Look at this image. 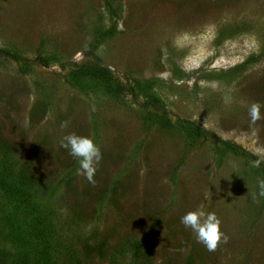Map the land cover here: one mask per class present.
Listing matches in <instances>:
<instances>
[{"label":"rangeland","instance_id":"rangeland-1","mask_svg":"<svg viewBox=\"0 0 264 264\" xmlns=\"http://www.w3.org/2000/svg\"><path fill=\"white\" fill-rule=\"evenodd\" d=\"M0 49L24 58L0 53V264H77L71 244L109 264L85 237L143 241L148 264H264V0H0ZM71 132L101 149L94 183ZM201 206L229 238L214 252L181 223Z\"/></svg>","mask_w":264,"mask_h":264},{"label":"clouds","instance_id":"clouds-1","mask_svg":"<svg viewBox=\"0 0 264 264\" xmlns=\"http://www.w3.org/2000/svg\"><path fill=\"white\" fill-rule=\"evenodd\" d=\"M264 107L259 102H253L248 109L250 121L255 123L264 116L261 115V108ZM69 122H62L61 127L67 128ZM60 146L69 151V154L78 160L79 167L77 175L85 177L90 183H94V176L97 167L102 160V152L91 136L79 135L75 132L63 135ZM262 161H253L254 167H260ZM261 189L260 195L264 196V179L258 180ZM181 223L192 230L198 243L203 244L209 252H214L222 243H227L228 236L222 230V221L215 212H206L201 206L195 210L188 211L181 217Z\"/></svg>","mask_w":264,"mask_h":264},{"label":"trees","instance_id":"trees-1","mask_svg":"<svg viewBox=\"0 0 264 264\" xmlns=\"http://www.w3.org/2000/svg\"><path fill=\"white\" fill-rule=\"evenodd\" d=\"M106 3H107V10L110 14V18L113 19L114 22L109 28L100 30V33L98 34V37L100 40L113 36L116 32V29H117L116 28L117 22H118L117 18L119 15L117 14L116 9L113 7V5L111 4L110 1H107ZM0 53L8 55L11 58H14L16 60H24L23 57H21L17 54H14V53L10 52L9 50H6V49H0ZM41 60L45 61L43 58H41ZM103 70L107 73L111 72L110 71L111 69H109L108 67H104ZM129 89H130V91L133 90L132 87H130ZM148 102L151 104H154L156 106H159L160 108L164 107L163 105L158 103V100L155 97L150 98L148 100ZM166 110L162 109V111H166ZM179 121L182 122L184 125L188 126V128L191 130L192 134L211 136V137L218 139L219 141L221 140L220 137L217 136L215 133L208 131L207 129H205L204 127L200 126L199 124H197L195 122H192L189 120H182V119H179ZM221 141L224 142L227 146H229L232 150L236 151L237 153L245 155L246 157H249V158L256 159L252 153L248 152L247 150L242 148L240 145L233 143L231 141H225V140H221ZM4 156L5 155H3V160L0 164H3L5 166L6 161H8V160ZM4 166H0V167H4ZM1 178H2V175H0V179ZM24 179H25V177H24ZM29 189H27V191ZM83 240L84 239H82V242H83ZM142 242L143 241L128 243L125 246H122L119 248H114V249L108 251V249L106 248L107 245L105 242L97 244L99 242L95 241V245H94L92 243H88L86 240V237H85V241L83 243V246H85V249H87V251L85 253H89L90 251H92V252L97 251L98 253L101 252L103 254L106 253L105 256L108 257L109 264H148L146 262L147 259L145 260V258H144V257H147V255L144 254V257H143L144 252L142 250ZM65 245H68V244H65ZM68 247H69L68 248L69 254L72 255V257L77 262V264H85V262L82 261L84 259L85 255L81 254V252H80L81 250H79V248L74 244H71ZM82 249H83V247H82ZM43 250L45 251L44 256L46 258L47 254L49 253L48 247L44 248ZM146 254H149V253L146 251ZM141 257H143L144 259L138 260ZM27 259H28V257L23 256L22 264H27L26 263Z\"/></svg>","mask_w":264,"mask_h":264},{"label":"water","instance_id":"water-1","mask_svg":"<svg viewBox=\"0 0 264 264\" xmlns=\"http://www.w3.org/2000/svg\"><path fill=\"white\" fill-rule=\"evenodd\" d=\"M75 62H73V64H74ZM131 95H132V98H135L134 96V91L133 90H131ZM163 110H166V108L165 107H161Z\"/></svg>","mask_w":264,"mask_h":264}]
</instances>
